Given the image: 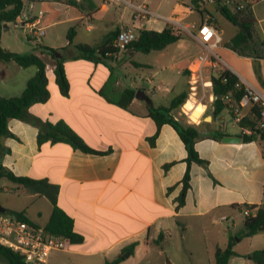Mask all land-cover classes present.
<instances>
[{"label":"crops","instance_id":"crops-1","mask_svg":"<svg viewBox=\"0 0 264 264\" xmlns=\"http://www.w3.org/2000/svg\"><path fill=\"white\" fill-rule=\"evenodd\" d=\"M128 1L133 5L145 4L152 13L158 14V6H149L148 0ZM199 1L205 3V0ZM179 6L176 0L168 16L158 14L160 17L151 15L137 19L134 8L122 2L25 0L22 13L16 19L20 21L19 27L24 25L28 32L34 25L44 30L67 24L76 26L72 44L68 43L66 35L65 44H55L51 39L43 44L60 54V57L54 54L55 57L64 58L67 95H62L55 83L54 62L45 59L50 55L34 50L44 57L50 96L44 102L31 104L26 110L28 117L38 118L42 123L63 121L89 147L103 151L84 152L66 141L38 144L37 125L20 118L8 120L14 136L2 139L8 151L1 154L0 162L15 175L46 179L58 185L56 203L72 218L73 231L81 236L79 242L66 240L63 249L51 251L45 264H106L117 256L122 257L117 264H174L172 255L167 252L169 248L172 250V229H177L180 239H185L191 249L189 264L213 263L216 248L225 247L229 236L242 227L243 214L237 206L264 203V140L224 142L211 137L214 130L229 136L240 137L242 134L240 127L228 130L221 126L220 121L225 116L212 119L210 101H206L196 103L190 113L185 109V103L173 111V115H184L187 122L200 125L201 137L194 147L204 160L203 163H191L190 186L184 204L176 207V197L187 168V151L176 130L168 123L159 127L154 143L149 142L148 137L157 131V126L148 115V108L151 105L168 106L182 91L189 94L188 65L199 51L192 37L182 34L180 40L158 51L155 62L162 69L158 91L152 89L150 92L143 84H126V75L119 71L117 63L123 50L106 62L73 58L76 54L74 43L100 44L106 35L121 28H131L135 32L142 27L159 31L168 23L166 18L171 16L184 25L202 20L200 16L196 21H186L188 14L177 11ZM189 10L192 11L190 7ZM158 18L164 22L159 24ZM260 22L257 19V23ZM10 23L14 26V22ZM2 35L1 31V46L10 50L3 46ZM220 51L227 56L228 62ZM125 52L129 54L131 50L127 48ZM217 52L226 65L223 64L239 74L242 81L264 93V88L257 86L255 76V72H261L264 78L261 60L256 69L252 58L240 56L222 44ZM230 63L245 72L248 78ZM142 65L152 67L149 62ZM110 67L116 89L131 87L135 93L142 90L151 105L135 95L126 108L108 102L99 91L111 74ZM29 68L31 66L22 67L13 61L0 62V97L21 94L35 72L34 66L31 71ZM23 70L27 72L19 79L17 74H22ZM174 71L177 76L173 75ZM152 81V78L145 79L147 83ZM206 116L211 118L205 119ZM166 164L169 165L167 168ZM0 190L4 191L1 193L24 196L26 200L16 206L10 199L5 202V208L25 211L36 225L46 224L52 210L46 197L28 194L3 177L0 178ZM37 202H40L39 207L34 206ZM223 220L227 227L220 230L217 224ZM207 227L211 228V235ZM260 232L241 240H252ZM241 240H236L233 248L238 255L232 256L228 264H255L244 256L253 248L242 252L236 249ZM0 264L7 263L0 257Z\"/></svg>","mask_w":264,"mask_h":264},{"label":"trees","instance_id":"trees-1","mask_svg":"<svg viewBox=\"0 0 264 264\" xmlns=\"http://www.w3.org/2000/svg\"><path fill=\"white\" fill-rule=\"evenodd\" d=\"M218 7V12L231 24L237 27L236 33L224 43V46L234 51L240 56L251 57L261 60L264 57V41H261L259 48L253 42V29L257 23L256 17L253 15L249 4L244 3V0H227L232 2V6L226 5V0H212ZM224 2V3H223ZM194 9L200 14L202 20H207L210 23L216 21L213 13L208 9L201 7L199 0H192ZM25 5V0H0V33L2 25L5 23L15 22L16 18L22 13ZM207 15H206V14ZM209 15V16H208ZM211 17V18H210ZM210 18V19H209ZM201 20V21H202ZM241 24V27L238 26ZM214 24V23H213ZM217 27V26H216ZM218 28V27H217ZM119 31L113 32L105 36L100 44L74 43L73 47L76 54L73 58H84L94 62H106L112 58L120 50L113 45V37ZM136 38L132 40L126 47L131 48V55L134 51L149 53L151 51H159L164 49L169 44L175 43L182 38V34L175 33L171 25L167 23L161 30H153L140 28L136 31ZM74 29L70 28L66 34L69 44L73 42ZM47 52L54 59L53 74L55 83L58 86L59 92L62 95L68 93V81L64 71V58L55 57V49L42 47L41 52ZM123 53H126L123 50ZM110 54V55H109ZM13 61L22 67L34 66V74L27 80L25 89L19 95L1 96L0 97V156L8 151L3 145L4 137H13V133L9 130L8 120L10 118H20L34 123L38 126L37 142L41 144L45 141L58 142L66 141L73 147L84 152L102 153L103 151L95 150L89 147L66 123L59 121L55 124L42 123L38 118H31L27 115V108L34 103L44 102L50 96L48 89V76L46 73V63L36 53L32 52H14L3 48L0 44V62ZM137 64V63H134ZM111 74L107 81L100 89L99 93L111 103H114L122 108H126L135 95V89L125 87L116 89L114 87L115 76L113 69L110 67ZM212 82V92L214 95L213 101L210 102L212 119H219L223 111L229 116L232 112L228 104L222 99L224 95L229 94L232 103H238L241 96L244 94L243 86L236 88L235 85L240 83L239 77L233 73L228 67L221 66L219 71H213L210 75ZM257 79L264 88V79L261 77V72H257ZM188 98V91H182L176 94L168 106H150L148 115L154 120L157 131L148 140L151 144L158 134L159 127L164 124H170L178 133L187 151V168L182 177L181 190L176 197V207L184 204L186 191L190 186L189 167L191 163H203L204 160L198 155L194 144L201 137L200 125L189 123L184 115L175 116L173 111L178 109L185 103ZM260 112L257 107H252L251 111L242 117L237 125L241 129V134H244V129H249L251 133H256L260 141L264 140V131L259 126ZM225 135L224 132L214 130L210 136L216 139H221ZM264 152V148H263ZM169 165L166 164L165 168ZM15 183L24 189L28 194H36L46 197L51 205L52 210L48 221L44 228L52 234L60 235L64 240L71 243L79 242L81 236L73 231V220L60 207L56 200L58 195V185L50 183L46 179H34L27 176L15 175L11 170L6 168L0 162V178ZM242 213L243 208H248V214H243L242 227L234 235L229 236L225 247H217L215 250V260L209 264H228V260L232 256L238 255L234 251L236 240L244 237L252 236L260 231L264 232V203L263 204H245L237 206ZM5 214L13 215L19 220L36 225L26 214L25 211H17L6 208ZM249 257L255 264H264V248H257L244 255ZM0 257L7 264H27L24 257L9 247L0 244ZM121 256H117L106 264H117L121 260Z\"/></svg>","mask_w":264,"mask_h":264},{"label":"built area","instance_id":"built-area-1","mask_svg":"<svg viewBox=\"0 0 264 264\" xmlns=\"http://www.w3.org/2000/svg\"><path fill=\"white\" fill-rule=\"evenodd\" d=\"M107 1L131 5L134 8V18L137 19H145L151 15L160 17L158 14L152 13L145 4L133 5L128 0ZM226 2L229 1L226 0ZM166 19L175 33L192 37L199 46V51L188 65V98L192 97L197 103L204 100L213 101L214 95L210 75L213 71H219L220 64L224 65L217 52V48L222 42L220 29L207 20L192 25H184L176 17L171 16ZM14 26H20L18 19L14 22ZM44 33L43 27L34 25L29 29L31 39L42 36ZM136 36L137 34L133 29L121 28L114 38L113 45L119 50H125ZM261 61L264 63V57ZM239 80L240 83H237L235 87L240 88L242 85L244 94L238 103L233 104L229 94L222 98L231 109V119L237 123L251 111L252 107H257L260 112L259 126L264 131V93L250 83L244 82L240 78ZM221 126L225 128V122ZM245 130L246 133H251L249 129L246 128ZM248 212V208H243L244 214H248ZM0 244L21 254L29 264H45L50 252L63 249L66 243L62 236L50 233L44 226L29 224L13 215L0 212Z\"/></svg>","mask_w":264,"mask_h":264},{"label":"rangeland","instance_id":"rangeland-1","mask_svg":"<svg viewBox=\"0 0 264 264\" xmlns=\"http://www.w3.org/2000/svg\"><path fill=\"white\" fill-rule=\"evenodd\" d=\"M175 1L176 0H148V3H149V6H153V7L158 6L157 8L158 14L168 16L172 10V7ZM177 1L180 3V6L176 10L177 11L181 10V12L188 14L186 21H193V20L196 21L199 19L200 15L194 9L192 0H177ZM204 2L205 3H201L200 6L208 9L210 12L213 13L214 17L216 18V21H213V23L221 31V36H222L221 44L224 46V43L228 41L236 33L237 27L231 24L229 21H227L218 12L217 10L218 5L214 1L209 2V0H205ZM259 2L260 0H244V3H247L250 5L253 15L256 17V19H259V21H261L259 24L256 23L253 29V42L255 43L257 48H259L260 42L264 41V28L262 27L264 25V20H261V18H264V2H260V4H257ZM224 4L232 6V2H227ZM189 7L192 9V11L189 10ZM158 20H159V24L164 22L163 19L158 18ZM70 28H73L75 30L76 26L73 24L71 25L67 24L66 26L59 27V28L54 27V28H50L49 30L45 29L44 35L39 36L35 39H31L29 36L28 29L24 25L22 27H14L12 23H5L2 25V29H1L3 33L2 44L3 46L10 48V51H14V52H32V51L34 52V50L41 52L42 47H44L43 45L44 42L50 39L53 40L55 44H65V41H66L65 35L67 34ZM158 53H159L158 51H151L149 53L134 51L131 55H129L128 53L121 52L119 54L117 63H118L119 71H121L124 75H126V78H125L126 84H131V85L134 84L135 86H140L143 84L144 86H146V88L150 92L152 89H155L156 91H158L157 89L159 87L157 85V82H158V79L161 77L160 73L162 70L161 67H158L159 65H157L155 62V59ZM221 56L226 61L228 60L227 56L223 52L221 53ZM42 58L44 57L42 56ZM45 59L48 62H54V59L51 55ZM256 60H259V59L252 58V61H256ZM136 62L137 63L139 62L140 65L134 64ZM147 62L151 64L152 66L151 68L147 67L146 65H142L143 63H147ZM232 64L230 63V65L233 67L234 64L233 65ZM220 66H224V65L220 64ZM234 68H237V70L242 75L248 78L247 74L241 71L240 68L235 67V66ZM31 69H33V66L29 68L30 71ZM155 70H158L160 72L154 75L153 72ZM23 71L24 72H22V74H17L18 78L21 76H24V74L27 72V70H23ZM173 75L177 76L175 71L173 72ZM237 76L241 79L239 74H237ZM255 76L257 78V72H255ZM261 77L263 78L262 74H261ZM146 78L148 79L152 78L153 81L151 83L149 82L147 83L145 82ZM257 82H258L257 86H259L260 88H263L262 85L259 83L258 79H257ZM14 90H17V88L15 87ZM202 103L203 104L206 103V100L202 101ZM221 116H225V119L220 121L221 125L224 124L225 122V126H224L225 128H227L228 130L232 128L233 129L239 128L237 123H235L231 119V117L229 116L227 117L226 111H223ZM1 191L2 190H0V204L2 206H4L5 202L8 203L10 199H12V204L16 206H21V204H24V202L26 201L24 196L18 197V196L11 194L10 192L1 193ZM47 203H48L47 206L50 207L49 202ZM34 206L39 207L40 202L35 203ZM242 214L244 213L242 212ZM217 226L219 227L220 230L224 227L226 228L227 227L226 220L219 222ZM210 229L211 228L207 227V230L209 231V234L211 235ZM236 233L237 232H235L233 235L235 236ZM185 241H186L185 239L184 240L180 239L177 229H172V250L169 248L167 252H169L172 255V260L174 264H189L191 261V255H190L191 249ZM252 248L253 249L264 248V232L261 231L260 234L256 236L255 238H253L252 240H248L245 238L241 240L240 242H238L236 245V249L239 252L252 249Z\"/></svg>","mask_w":264,"mask_h":264},{"label":"water","instance_id":"water-1","mask_svg":"<svg viewBox=\"0 0 264 264\" xmlns=\"http://www.w3.org/2000/svg\"><path fill=\"white\" fill-rule=\"evenodd\" d=\"M238 26L241 27V24L238 23ZM129 50H131V48H129ZM55 55L57 57H60L59 53H55ZM255 67H256V69H258V67H259V61L258 60L255 61ZM139 94H141V96H139ZM135 97L139 98V99H143L149 105H151L150 99L148 98V96L145 95V93L142 90H137L136 93H135ZM207 118L210 119L211 117L210 116H206L205 119H207ZM257 138H258V135L256 133H250V134L249 133H244L240 137L224 135L221 139L224 142H239V141L246 142V141H250L252 139L256 140ZM5 211H6V208L0 204V212L4 213ZM27 264H29V263L27 262Z\"/></svg>","mask_w":264,"mask_h":264},{"label":"bare ground","instance_id":"bare-ground-1","mask_svg":"<svg viewBox=\"0 0 264 264\" xmlns=\"http://www.w3.org/2000/svg\"><path fill=\"white\" fill-rule=\"evenodd\" d=\"M196 103L197 102H194L192 97L186 100L184 107L188 111V113L192 111V109L196 106Z\"/></svg>","mask_w":264,"mask_h":264}]
</instances>
